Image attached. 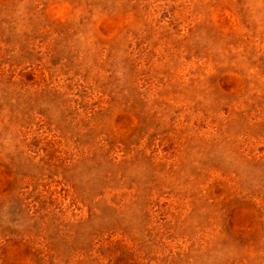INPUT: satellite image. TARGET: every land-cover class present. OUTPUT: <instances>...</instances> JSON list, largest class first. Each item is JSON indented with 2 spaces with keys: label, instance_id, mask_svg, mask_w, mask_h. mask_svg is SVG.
I'll list each match as a JSON object with an SVG mask.
<instances>
[{
  "label": "rangeland",
  "instance_id": "obj_1",
  "mask_svg": "<svg viewBox=\"0 0 264 264\" xmlns=\"http://www.w3.org/2000/svg\"><path fill=\"white\" fill-rule=\"evenodd\" d=\"M0 264H264V0H0Z\"/></svg>",
  "mask_w": 264,
  "mask_h": 264
}]
</instances>
